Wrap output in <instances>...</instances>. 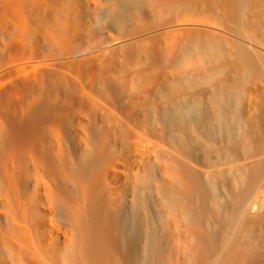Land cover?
<instances>
[{
    "label": "bare ground",
    "instance_id": "1",
    "mask_svg": "<svg viewBox=\"0 0 264 264\" xmlns=\"http://www.w3.org/2000/svg\"><path fill=\"white\" fill-rule=\"evenodd\" d=\"M172 1L0 0V264H160L164 200L178 264H264V45L208 16L162 58L111 31Z\"/></svg>",
    "mask_w": 264,
    "mask_h": 264
},
{
    "label": "rangeland",
    "instance_id": "2",
    "mask_svg": "<svg viewBox=\"0 0 264 264\" xmlns=\"http://www.w3.org/2000/svg\"><path fill=\"white\" fill-rule=\"evenodd\" d=\"M157 8L156 12L146 13L141 19L130 16L121 22H115L111 24V31L126 33L142 31L140 33H142L141 36L143 38L140 43L148 46V51L151 48L162 58L166 51L171 50L176 45L178 28L185 26L213 28L200 22L202 18L208 16L210 19L220 21L225 29L228 30V33L232 34L249 49H256V47L245 39L246 36L254 38L264 45V0H235L234 13L231 15L222 14L214 7L203 8L184 0L157 3ZM175 15L191 16L197 20L171 24L169 21ZM131 41H133L134 46L138 47L139 40L132 39ZM248 60L252 77L264 78V52L258 50L255 55L248 56ZM144 65L143 54L139 51L136 52V60L130 63L129 71L124 77H141L137 68ZM73 77H94V75L88 71L83 73L74 71ZM160 157L163 158V156ZM160 166L163 167L162 164ZM160 203L158 205L156 230L157 238L163 248H160L157 255L159 260H157L160 264H178L175 250L172 248L173 238L177 235V231L174 220L171 218V205L166 200Z\"/></svg>",
    "mask_w": 264,
    "mask_h": 264
}]
</instances>
